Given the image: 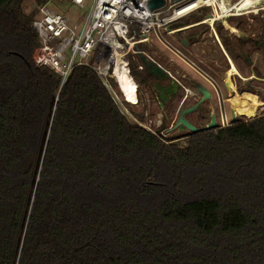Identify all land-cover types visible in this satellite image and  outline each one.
I'll use <instances>...</instances> for the list:
<instances>
[{
  "label": "trees",
  "instance_id": "16d2710c",
  "mask_svg": "<svg viewBox=\"0 0 264 264\" xmlns=\"http://www.w3.org/2000/svg\"><path fill=\"white\" fill-rule=\"evenodd\" d=\"M45 1L26 13L0 0V264H264V113L175 138L145 130L89 67L62 83L34 63ZM133 151L145 163L117 165ZM112 183L137 194L98 197Z\"/></svg>",
  "mask_w": 264,
  "mask_h": 264
},
{
  "label": "built area",
  "instance_id": "2783aa9c",
  "mask_svg": "<svg viewBox=\"0 0 264 264\" xmlns=\"http://www.w3.org/2000/svg\"><path fill=\"white\" fill-rule=\"evenodd\" d=\"M56 1L63 0H46L39 5L33 17L32 27L39 42L32 55L34 63L52 69L61 77L62 83L75 67H89L97 75L118 111L151 133L156 132L151 128V122L137 120L126 106L136 105L140 97L139 83L130 68V53H134L137 58V68L143 70L139 58L143 48L140 47L152 31L164 29L167 34H172L178 29L171 28L172 23L199 14L205 9L206 16L196 25L202 24L204 20L214 22L232 16L218 18L222 12H216L219 1L232 5L229 0H164V4L157 9L148 7L150 0H93L84 19L72 22L67 15L51 6ZM66 1L77 8H83L86 2ZM209 13L210 16H207ZM229 13L230 10L227 11ZM118 56L122 58V66L133 82L134 101L127 97L117 80L115 70Z\"/></svg>",
  "mask_w": 264,
  "mask_h": 264
},
{
  "label": "rangeland",
  "instance_id": "374dc122",
  "mask_svg": "<svg viewBox=\"0 0 264 264\" xmlns=\"http://www.w3.org/2000/svg\"><path fill=\"white\" fill-rule=\"evenodd\" d=\"M92 1L93 0H86L83 8H77L66 0L56 1L51 6L67 15L72 22H80L84 19L85 15L90 9ZM238 1L239 0H229V3L233 4L237 3ZM255 4L257 7L243 9L238 12V14H233L230 17L219 19L217 22L214 21L204 23L203 21L201 22L202 24L196 25L198 21H202L206 16L207 10L205 9V11L197 14L196 17H190L187 20V24L181 27H189L195 25L192 31L196 32L198 30H201L211 34L212 30H215L218 33L217 29H219L222 34H228L231 32L230 29L234 28L237 29V32L246 33L249 38L256 39L263 45L264 43L262 39L264 38H260V35L262 37L264 33V0H257ZM22 7L26 13H29L34 8H36L37 5L35 3V0H24ZM203 41H205V45L202 43H198L193 48L188 49V51L181 52L172 47V44L170 42H173V37L171 36V34H167L166 30L164 29H157L149 34L148 40L140 48H143V53H145V55L156 60L163 67L168 68L174 75H183L185 77H191L195 79L202 78V76L207 77V72L208 74H211L217 78L218 75L215 74V69L223 70L225 68V62L222 59L221 51L217 49L216 45H214L210 37L204 38ZM250 46L251 45L248 46L250 51L249 57L252 59V62L250 65L241 64V69L243 70V72L241 71L239 73L242 76L243 80L236 78V87L231 85V88L235 90V93L232 95H230V93L228 95L225 94L223 95V99L217 100V103L215 101L217 110V122L219 125H225L227 124V121L229 124V122L231 121L230 113L233 110L231 109L230 101L233 103L234 112L237 119H248L264 113V54L259 53L257 50H254ZM130 55V68L138 76L137 77L136 75H134V78L139 83L140 97L136 105H126L129 112L141 122L146 123L150 121L151 128L155 131L157 129H160L161 135L168 138L178 137V132L168 130V128H161L162 117L157 103L155 101L149 102L144 98L145 85L140 81V75L144 72L137 68V60H135L137 58L135 57V54L131 52ZM212 63H214L215 67L217 68L212 67ZM218 81L221 84V80L218 79ZM221 90L224 93V90ZM130 98L133 99V97ZM244 100H249V105H245L242 102ZM128 120L130 122H133L131 119ZM42 137V135L39 136V140L37 141L38 145L42 140H44V138ZM47 138L48 134L45 135L46 140ZM179 140L181 143L184 142L183 137L179 138ZM148 156L149 153H140L137 151H133L126 158H117V165L127 166L143 164L145 163V160ZM160 167V173L163 174L164 166L160 165ZM191 174L192 171L190 169L184 170L183 180L185 184L193 182ZM228 185L230 186V184ZM118 189V186L116 188L115 183H112L111 188L99 189L97 195L98 197H105L106 200H115L124 197V195L128 193L130 194V196L137 194L132 189L130 191L126 190L123 192H119ZM161 196L162 192L160 191V189H158V191H156L154 195L148 197H151L155 201ZM138 198H140V200H146L143 199V197L141 198L138 196Z\"/></svg>",
  "mask_w": 264,
  "mask_h": 264
},
{
  "label": "flooded vegetation",
  "instance_id": "af4514ba",
  "mask_svg": "<svg viewBox=\"0 0 264 264\" xmlns=\"http://www.w3.org/2000/svg\"><path fill=\"white\" fill-rule=\"evenodd\" d=\"M194 26L195 25L183 28L180 27L174 31L171 34L173 37V42H171L172 47L181 52L188 51V49L193 48L198 43L205 45V41H203V39L210 37L217 49L221 51L222 59L225 62V68L223 70L215 69V74L218 75L217 78L211 74H208L207 72V77L202 76V78L195 79L191 77H185L183 75H174L168 68L163 67L156 60L150 58L149 56L148 58L164 69L167 75L164 76L159 74L151 77L146 74L145 69L142 70L146 77V81L143 83L145 85L144 98L149 102L155 101L157 103L162 117L161 128H168V130L176 131L179 134H185L188 132L185 128L180 129V125L175 126L181 109L195 105L201 98V95L196 92L195 87L193 84H191V81H199L205 85L211 95L210 99L205 100L199 104L194 111L187 114V120L191 124L195 126H201L204 124L205 118L211 111L215 112L217 117L215 105L217 100L223 99V95H228L230 93L227 91L224 85L225 79L221 78V73L227 72L229 75H231V85L236 87V78L243 80L239 73L241 71L243 72L241 69V64L250 65L252 62V59L249 57L250 51L248 46L251 45L250 47H252L254 50L264 54V44L262 45L258 40L249 38L246 33L237 32V29L231 28V32L228 34H222L220 30L217 29L218 33L215 30H212L211 34L201 30L194 32L192 31ZM260 38H264V33L262 37L260 35ZM181 39H187V47L181 43ZM262 41L264 43V39H262ZM139 58L141 59L140 56ZM211 66L217 68L215 67L214 63H212ZM232 66L236 68L237 72L233 71ZM218 79L221 80V84L219 83ZM221 89L224 90V93ZM232 90L233 92L230 93V95L235 93V90ZM222 126L225 125H219L217 122V127Z\"/></svg>",
  "mask_w": 264,
  "mask_h": 264
},
{
  "label": "water",
  "instance_id": "95a60500",
  "mask_svg": "<svg viewBox=\"0 0 264 264\" xmlns=\"http://www.w3.org/2000/svg\"><path fill=\"white\" fill-rule=\"evenodd\" d=\"M163 4H164V0H150L148 3V7L150 9H157V8L161 7ZM207 16H210V13ZM181 43L185 47L188 46L187 45V43H188L187 39H181ZM140 57H141L144 69L146 71V74L148 76L153 77V76H156L159 74H162L164 76L167 75L165 70L162 69L157 63H155L154 61L149 59L148 56L144 55L143 53H140ZM229 76L230 75L227 72L221 73V78L225 79L224 85H225L227 91L232 93L233 90L231 88V82H230ZM191 84H193V86L195 87L196 92L201 95V98L195 105L181 109V111L177 117L175 126L180 125V129L185 128V129H187L188 132H191V133H198V132L216 129L217 128V117H216L215 112H213V111H211L207 115V117L204 120V124L201 126H195L187 120V114L194 111L199 104H201L205 100H208L211 98L210 92L205 85H203L199 81H191ZM230 114H231V121L237 120V117H236V114L234 111H231ZM44 139H45V137H44Z\"/></svg>",
  "mask_w": 264,
  "mask_h": 264
},
{
  "label": "bare ground",
  "instance_id": "6f19581e",
  "mask_svg": "<svg viewBox=\"0 0 264 264\" xmlns=\"http://www.w3.org/2000/svg\"><path fill=\"white\" fill-rule=\"evenodd\" d=\"M256 1L257 0H239L237 3H234L232 5H227L225 2L219 1L218 2V8H217L216 12H217V14H220L222 12V15L218 16V18H223L226 15L238 14V12H240L243 9H247V8H251V7H257L255 4ZM229 10L231 11V13L227 14V11H229ZM242 13H245V12H242ZM206 21L207 20H204V23ZM117 59L118 60H117V67L115 70V74H116L117 80L119 82V85L125 91V93L127 94V97L129 99H132L130 97H133L132 100L134 101L135 94L133 93V82L130 79L129 75L127 74V71L125 70V68L122 66V58L118 56ZM232 69H233V71L237 72V70L234 66H232ZM239 98H241V97H239ZM242 102L245 105H249V103H250L249 100H244ZM230 105H231V109L234 111L233 103L230 102Z\"/></svg>",
  "mask_w": 264,
  "mask_h": 264
}]
</instances>
